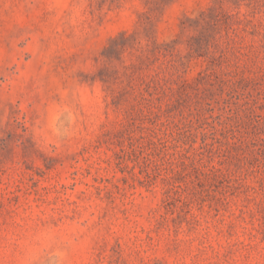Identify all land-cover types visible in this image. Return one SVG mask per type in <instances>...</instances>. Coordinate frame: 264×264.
<instances>
[{"label":"rangeland","instance_id":"rangeland-1","mask_svg":"<svg viewBox=\"0 0 264 264\" xmlns=\"http://www.w3.org/2000/svg\"><path fill=\"white\" fill-rule=\"evenodd\" d=\"M0 264H264V0H0Z\"/></svg>","mask_w":264,"mask_h":264}]
</instances>
